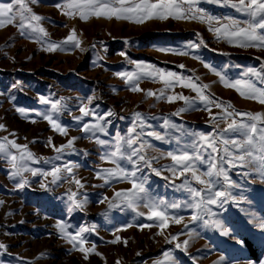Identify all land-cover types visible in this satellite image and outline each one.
I'll return each instance as SVG.
<instances>
[{
    "label": "rangeland",
    "instance_id": "obj_1",
    "mask_svg": "<svg viewBox=\"0 0 264 264\" xmlns=\"http://www.w3.org/2000/svg\"><path fill=\"white\" fill-rule=\"evenodd\" d=\"M8 2L11 0H0ZM65 2L37 0L29 4L43 18L40 24L48 35L42 40L30 30L22 34L17 27L19 20L0 27V124L4 125L0 142L7 137L8 141L26 145L33 154L31 159L21 161L20 153L25 150L9 144V152L17 155L18 167L23 166L18 176L12 175L16 169L11 157L0 154V244L5 246L0 248V264H261L264 231L256 225L264 218V175L251 165L233 167L224 163L232 186L223 184L221 177L216 190L230 192L232 198L223 208L206 204L210 212L192 220L197 213L189 206L193 203L189 187L205 186L191 172L180 175V167L168 155L185 151L199 155L201 159L195 160V167L202 175L208 167L202 161L208 160L211 148H194L193 142L198 139L194 134L214 136L221 149L219 156H224V139L245 138L242 133L224 131L231 119H223L222 108L214 104L230 103L229 111L264 113V104L241 96L220 79L223 76L230 82L251 80L264 87V47H240L214 31L233 20L243 25L249 19L232 7L237 0H195L193 7L201 10L204 20L169 17L140 24L115 17L92 16L84 21L78 12L74 17L65 15ZM207 17L213 18L211 24ZM72 29L81 41L79 47L64 43ZM49 43L60 47L47 51ZM141 67L175 73L186 78L185 83L191 78L208 85L204 91L214 103L206 105L195 91L180 83L167 88L159 77L143 75L139 81L153 83L157 95L134 94V83L118 73L140 74ZM249 69L261 73V78ZM179 95L189 97L192 106L180 99L168 102L167 96ZM45 100L60 101L62 109L54 118L58 117V122L67 128V135H61L43 119L51 111V103ZM86 101L92 112L95 105L98 111H104L96 123L103 126V132L93 135L82 130L84 124L94 125L91 119L97 118V113L82 114L81 120L75 121ZM136 113L141 114V120L136 119ZM233 118L250 122L247 117ZM74 137L70 148L59 153L55 150ZM98 139L105 143H98ZM128 139L137 142L129 148ZM227 147L232 150L231 144ZM117 148L124 156L133 149H142L141 154L150 162V166L143 161L138 165L136 175L146 181L147 196L137 202L135 210L122 197H110L114 188L115 193H123L132 187L128 179L109 178L107 174L106 170L116 167L108 163ZM115 159L129 172L136 168L119 155ZM54 167L61 168L60 179L55 182L51 175H43ZM23 168L36 170L37 174ZM73 194L75 200L87 201L83 209L74 206ZM149 200L157 202L169 217H183L182 222L169 219V226L161 234L159 222L147 218L149 208L144 205ZM172 204L179 207H165ZM213 221L224 227L217 228ZM61 222L68 225L66 231L73 235L82 228L89 229L83 233L87 241L84 247L91 249L95 245V250L87 254L79 251L61 233ZM145 224L152 226L142 227ZM116 236L121 241L111 243ZM249 241L258 251L256 256H252Z\"/></svg>",
    "mask_w": 264,
    "mask_h": 264
},
{
    "label": "snow or ice",
    "instance_id": "obj_2",
    "mask_svg": "<svg viewBox=\"0 0 264 264\" xmlns=\"http://www.w3.org/2000/svg\"><path fill=\"white\" fill-rule=\"evenodd\" d=\"M37 0H11L8 3H0V27L7 25L15 24L19 20L17 27L21 30V33L24 34L26 30H30L32 33H36L38 39H43L48 35L45 29L41 26L40 22L43 19L40 15L33 12L32 8L29 6L30 3H35ZM195 0H139L138 3L133 2V0H66L63 5L65 15L74 17L77 12L82 20L87 21L90 17L95 16L96 18L104 17L111 19L115 17L116 19L131 20L135 23H144L147 20L151 19H160L167 20L169 17L174 19H200L204 20L205 16L201 13L200 9H195L193 7ZM187 5V7H185ZM61 7L60 4L56 5ZM232 7L236 8L237 11L245 13L249 19L243 22V25L239 21H231L229 24H223L219 27H216L214 31L218 34H222L226 37L229 43H235L240 47H264V0H237L236 3L232 4ZM208 22L211 24L213 18L207 17ZM211 30V29H210ZM64 43H72L74 46L79 47L81 41L77 39L75 29H72L71 33L65 38ZM60 47L57 43H49L47 46V51H55ZM123 54V53H121ZM140 67V66H138ZM253 75L261 78V73L257 72L255 69H249ZM121 77L126 78L128 81H139L141 76H148L152 78L159 77L163 80L167 88H172L174 84L180 83L183 87L191 88L198 94V97L206 105H211L214 103L208 95L205 94V89L208 88V85H200L194 82L191 78H187L185 83L184 77H177L175 73L168 72L164 73L163 70L153 69L152 71H146L141 67V73H118ZM217 75H220L217 73ZM169 77L173 79H168ZM221 81L225 84L226 87L236 88L240 92L241 96H244L248 99L256 100L257 102L264 104V87H258L256 83L251 80H236L230 82L225 77L220 76ZM261 83L264 84V78H261ZM132 91H143L139 88L138 83L132 87ZM148 96H156L157 94L151 90L147 92ZM163 95V93H161ZM158 99L160 97H157ZM43 100L44 98L41 97ZM176 99L183 100L186 105L189 107L192 106V101L189 97L179 95V96H167L168 102H174ZM45 103H51V111L43 116V119L47 120L48 123L59 132L61 135H67V128L61 125L58 122V117L54 118V114L59 113L62 109L60 101L51 102L44 101ZM215 107L222 108L223 110V119H231V122L227 124V128L224 131L238 132L244 135L243 141L237 140H227L224 139L222 143L225 145L223 148L224 156L228 157L227 160L224 159V156H219L221 149L216 145L215 137H210L203 133L194 134L198 136V139L193 142L194 148H199L201 146H206L211 148V153L209 158L206 161H202L207 164L206 171L201 175L197 173L195 167V160L201 159L199 155L189 154L187 151L182 154L175 155L173 153H168L171 159L175 162V165L180 167V175L191 172L193 178L198 181L201 185H204V189H193L189 187V191L192 193L193 203L189 206L196 210L195 215L192 216V220H197L204 213L210 212V209L206 208V204H219L221 208L227 203L231 197V193L227 194L223 190H216L217 185L221 184V177L223 178V184H228L232 186V181L230 180L227 171L224 169L223 164L227 163L235 167L251 165L256 168L261 175H264V113H249V112H238V111H229L232 108V105L229 103L223 105L221 103H215ZM211 112V108H208ZM20 111H23L21 109ZM79 111L83 113L84 116L94 115V113L87 108V106L80 107ZM184 111V109H181ZM108 115H112L111 112ZM247 117L250 121L249 123L244 122L243 120L237 121L233 117ZM76 119H80L77 117ZM136 119L141 120V114L136 113ZM213 120L216 119L215 116L212 117ZM171 127H176L171 125ZM4 129V125L0 124V130ZM82 130L84 132H92L93 135L96 131L103 132L104 128L100 124H84ZM136 125H133L132 131L135 132ZM152 135V133H149ZM157 139H163V137L156 135ZM76 138L68 141V144L61 147L55 148L59 153L62 152L64 148H70L73 145V142ZM98 143L104 144L103 140H97ZM137 142L136 139H128L126 141L129 148ZM202 142V143H201ZM9 144L11 148L21 149L23 148L26 152L20 153L19 159L23 161L25 158L31 159L32 153L27 151L26 145H18L15 141H8L7 137L3 139V142H0V154L5 156H10L12 161V167L16 169L12 173L13 176L21 175V167L17 165V155H13L9 152ZM229 144L232 146V150L227 147ZM53 147H55L53 145ZM142 149H133L130 154L124 156L121 153V150L117 148L116 152H113L111 156L113 157L112 163L116 165L114 169L106 170L109 178L119 177L122 179H128L131 183V189L126 190L125 192H117V197H122L124 201L128 203L129 207H132L135 210L137 202L139 200L145 199L147 196V190L145 188L146 181L140 180L137 177L136 172L139 171V162L143 161L145 165L150 166V162L146 160L145 155L141 154ZM120 156L121 159H127L134 166L135 170L129 172L123 168L119 162L115 159L116 156ZM136 157L137 159H133ZM23 171H31L33 175H36V170L23 168ZM68 172H71V168H67ZM175 171V168H173ZM61 172L60 167H54L51 172L43 173V175H51L53 177V182L60 179L59 173ZM160 173L157 172V175ZM103 178V177H101ZM77 185L83 187L79 180L75 181ZM24 183H27L25 180ZM23 187V184L20 185ZM44 185H42L43 187ZM205 193L207 194V199L205 198ZM143 194V195H142ZM218 197H223L224 199L218 201ZM234 199V198H233ZM74 206L78 209H83L86 204V200L78 201L75 200V194H73ZM2 203V202H0ZM149 208V213L147 218L149 220L158 221V226L161 229V234L165 228L169 226V219L175 223H181L183 217H176L167 214L165 210H162L157 202L149 200L144 205ZM176 208L179 207L176 204L170 206ZM140 215H145L140 213ZM215 215V213H212ZM255 219V218H253ZM217 228H223L224 226L219 221H213ZM150 224H145L142 227H151ZM260 230L264 231V218H261L257 225ZM58 227L62 234L68 236L73 242V245L78 248L79 251L83 253H88L95 250V245L91 249L84 247L87 243L86 239L83 236L84 232L89 231L87 228L80 229L75 235L68 233L66 231L68 225L61 222ZM224 234L227 235V229H224ZM176 239V237H173ZM121 238L116 236V238L111 241V243H119ZM241 244L243 241H239ZM127 244V241H124ZM187 245V241L184 242ZM3 244H0V248H4ZM176 247H181L180 244H177ZM87 259V255H85ZM119 264V262H117ZM261 264H264V260L261 261Z\"/></svg>",
    "mask_w": 264,
    "mask_h": 264
},
{
    "label": "crops",
    "instance_id": "obj_3",
    "mask_svg": "<svg viewBox=\"0 0 264 264\" xmlns=\"http://www.w3.org/2000/svg\"><path fill=\"white\" fill-rule=\"evenodd\" d=\"M133 2H136V3H138L139 2V0H133ZM152 2H155V0H152ZM101 18H103V17H101ZM121 20H123V19H121ZM123 21H126L127 23H134V24H138V23H135V22H133V21H131V20H123ZM147 21H149V20H147ZM140 24V23H139ZM126 81H128V80H126ZM125 81V82H126ZM134 84H133V86H135V84H137V83H139L138 85H139V88L140 89H142L143 91H134V94H139V95H141L142 97L144 96H147V97H151V96H148L147 95V92L149 91V90H151V91H153V89H152V84L153 83H150V82H146V84L144 83V82H142V81H139V82H135V81H132ZM142 83H144V84H142ZM85 106H87V108L89 109V106H91V104L89 103V101H86L85 102ZM92 106H93V104H92ZM92 108V107H91ZM93 112L94 113H97V115H98V117L97 118H93V119H91V121H93V123L94 124H96V123H99V121L101 120V119H99V114L100 113H103L104 111H98V108H97V105H95V106H93ZM83 113H81L80 112V114L78 115V114H76L75 115V121H77V117H81L80 115H82ZM79 120V119H78ZM80 120H81V118H80ZM88 122H90V121H88ZM101 122H103V121H101ZM123 145H125L126 143H122ZM128 154L127 153H125V156H127ZM112 161V160H111ZM109 162L108 164L110 165V166H115V164L114 163H112V162ZM113 169V168H112ZM112 190V189H111ZM110 197L112 198V197H114V199H116V193H115V188L111 191V193H110ZM71 199H73V197L71 196ZM71 215H72V213H71Z\"/></svg>",
    "mask_w": 264,
    "mask_h": 264
},
{
    "label": "trees",
    "instance_id": "obj_4",
    "mask_svg": "<svg viewBox=\"0 0 264 264\" xmlns=\"http://www.w3.org/2000/svg\"><path fill=\"white\" fill-rule=\"evenodd\" d=\"M249 248L251 249V251H252V256H256L255 254H257V249L254 247V245L252 244V242L251 241H249Z\"/></svg>",
    "mask_w": 264,
    "mask_h": 264
}]
</instances>
